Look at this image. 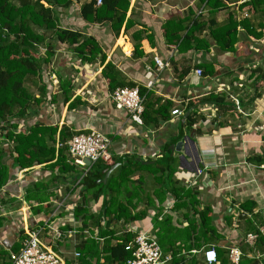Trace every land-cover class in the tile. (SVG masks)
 <instances>
[{
  "label": "crops",
  "instance_id": "0c3cea01",
  "mask_svg": "<svg viewBox=\"0 0 264 264\" xmlns=\"http://www.w3.org/2000/svg\"><path fill=\"white\" fill-rule=\"evenodd\" d=\"M90 1L73 0L69 6H55L56 23L93 38L101 52L92 62L82 61L69 44L54 41V56L44 71L43 83L45 97L51 100L58 95V101L40 108L31 120L66 125L77 132L98 130L112 140V159L104 161L107 165L122 161V165L134 169L137 162L143 167L138 166L128 185H116L113 191L109 185L97 187L85 192V199L76 188L84 176L82 164L76 163L78 174L65 173L58 181L53 180L46 164L18 171L15 179L0 190V264H12L10 251L22 246L27 230L39 227L44 229V241L59 251L65 262L77 264V245L92 239L104 243L110 235L101 237L100 226L107 225L116 237L144 231L172 257V251L178 249L176 258L185 256L178 264H205L203 251L212 245L227 250L223 257L229 264V247L238 245L243 251L249 245L245 234L249 225L244 221L249 218L257 224L260 220L243 211L241 203L256 202L254 212L264 217V0H222L225 6L216 13L210 12L208 0H130L119 31L111 21L92 22L83 17L81 7ZM230 16L239 23L238 41L232 49H223L210 36L209 20L215 18L222 25ZM185 18L204 21L207 27L196 36L211 43L209 48L198 49L193 42L191 47L180 49L167 42L164 24ZM128 21L130 28L126 30ZM136 44H140V55L135 54ZM45 51L41 48L40 53ZM156 57L164 62L161 70ZM108 63L116 70L118 81L145 92L147 118H157L159 125L152 120L139 124L127 111L114 106L105 74ZM207 66L212 74H196V69L205 70ZM186 68L189 71L182 73ZM64 82L73 92L67 103L60 97ZM209 95L220 96L221 104H201L200 100ZM73 100L77 103L69 108ZM192 101L198 102L189 107ZM175 109L182 113L174 115ZM190 116L197 117L192 124L188 122ZM24 126L21 124L20 129ZM181 136L186 137L184 154L170 149ZM167 162L172 166L170 178L160 181V172L154 174L148 165ZM206 165L211 166L198 177L197 170ZM120 166L112 171L107 183L113 181L110 176ZM115 174L120 175L119 171ZM41 181L46 188L36 190L27 200V188ZM181 188L194 197L183 194ZM80 203L96 215L104 207L102 220L90 218L85 224L76 219L74 209ZM207 206L212 210L217 235L201 236L198 213ZM242 213L247 218L240 219ZM52 228L64 231V239L69 238L62 251L61 242L53 239ZM69 251L72 256L66 254ZM258 253L249 252L248 257L258 258ZM221 261L218 256V264Z\"/></svg>",
  "mask_w": 264,
  "mask_h": 264
},
{
  "label": "trees",
  "instance_id": "16d2710c",
  "mask_svg": "<svg viewBox=\"0 0 264 264\" xmlns=\"http://www.w3.org/2000/svg\"><path fill=\"white\" fill-rule=\"evenodd\" d=\"M72 2L73 0H0V190L15 179L18 171L31 168L37 164H46L53 172L54 181L61 180L62 175L65 173L69 175L78 174L77 164L69 154L66 143L73 135L81 132L73 131L66 125L59 127L58 124L31 120L34 115L38 114L40 108L58 101V95L51 97V100L45 97L47 96V88L43 83L44 71L48 69L47 67L52 61L57 42L69 44L82 61L92 62L101 52V48L93 38H85L78 31L63 29L56 23L54 7L69 6ZM202 2L204 3L205 0H202ZM129 5L130 0H103L97 6V0H91L81 7V13L84 18L92 22L111 21L115 31H119L125 21ZM207 6L210 8V12L216 13L225 6V3L222 0H208ZM188 20L189 18H185L178 21H167L164 24V35L167 42L175 44L180 49L187 48L193 42L197 44L198 49L205 46L209 48L211 43L196 36L197 32H201L207 27L204 21L198 18L192 21ZM209 22L210 36L223 49H232L238 41L237 26L239 23L236 20L234 21L231 16L228 22L222 25H218L215 18H211ZM212 25H215V28H212ZM129 28L128 21L125 29ZM54 41L56 42L55 45ZM41 48L46 49L44 54L40 53ZM140 48V44H136L135 54H142ZM104 60V57H102L103 62ZM105 68L111 91L117 87L127 86L125 82L118 81L115 78L116 70L110 63ZM206 68L205 70L202 69L203 73L212 74V69L208 66ZM188 71L189 68H186L182 73ZM262 73V76H264V71ZM128 86L134 87L132 85ZM33 87L39 93V97H37V92L34 91ZM60 88L62 102L67 103L73 94L72 88L67 82H64ZM140 92L142 96L145 95L142 89H140ZM200 101L201 104L208 101L221 104L222 98L209 95ZM197 102L192 101L189 107ZM76 103L77 101L73 100L69 108ZM148 114L149 111L145 109L143 114L145 122L152 120L159 125L160 120L155 117L147 118ZM188 119L189 124H192L197 120V117L192 118L190 116ZM21 124H25L22 129H20ZM59 144L62 145L58 146ZM258 161L261 162L262 160L259 159ZM137 163L138 165L134 166L135 169L129 165H121L116 170L119 171L120 175H116L115 171L110 176V178L113 177L112 182L108 181L106 184L98 185L97 180L105 176L104 171L110 165H107L103 160L96 161L76 187L78 194L84 197L85 192L97 187L103 188L109 185V188L111 186L113 191L116 185L117 188L122 187L124 184L128 185L130 177L135 174L138 166L143 167L141 163ZM170 165V162H167L159 165L151 164L148 167L152 168L154 174L160 172L159 180L164 181L165 178H170L172 172V166ZM112 184L115 185L112 187ZM46 186L42 181L29 186L26 190V199L30 200L35 196L36 190H43ZM181 190L183 194L185 192V194L194 197V194L190 191H184V188H181ZM176 191H178L177 188ZM240 206L243 211L250 213L252 217H260L257 224H254L249 218L244 221L249 225V231L247 230L245 234L247 235L248 232L257 233L259 236L254 246L247 245L243 247L241 264H263L262 259L250 258L248 254L249 252L264 251V235L259 230L264 225V217L260 213L254 212L257 207V203L254 201H245ZM121 208L122 211H125V207ZM102 210L99 215L88 213L86 207L80 203L76 205L74 215L76 219L86 224L90 218L95 219L94 221H97V219L102 220L104 207ZM108 214L109 207H107L105 214L107 218ZM198 215L203 228L201 236L208 233L217 235L216 227L212 222L213 213L211 208L209 206L203 208ZM119 216L120 214L117 218ZM128 217L131 219L137 218V216ZM107 218H105V223L109 222ZM228 222L231 224L232 218H229ZM104 228L100 226L99 235L103 238L110 235V238L104 243L92 239L77 245V250L80 253L77 257V264H127V261L132 257V252L127 250L126 246L134 236L127 233L116 237L108 228ZM113 240L114 243H112ZM192 247L188 246L189 249ZM216 250L217 254L219 253V258H222V264H226V257H223V254L227 250L217 248ZM172 252L174 253L172 260L167 264H178L184 260V254L180 258H176L178 249H174ZM73 262L66 261L65 264H75Z\"/></svg>",
  "mask_w": 264,
  "mask_h": 264
},
{
  "label": "built area",
  "instance_id": "2783aa9c",
  "mask_svg": "<svg viewBox=\"0 0 264 264\" xmlns=\"http://www.w3.org/2000/svg\"><path fill=\"white\" fill-rule=\"evenodd\" d=\"M102 2L103 0H97L99 5ZM155 61L159 66L158 69L161 70L164 67V62L157 57ZM195 72L198 76L203 74L202 69H196ZM109 98L117 109L127 111L133 121L139 124L144 123L145 97L141 95L138 87H117L110 92ZM172 113L176 115L182 112L179 109H175ZM60 145L62 144L58 146ZM66 145L68 146L69 154L75 162L86 167L84 175L96 161L110 162L112 159L110 153L112 140L98 130H88L75 134L67 141ZM86 159L90 160V165L85 163ZM209 166L206 165L203 168H199L197 176L203 175ZM261 167L264 168V164ZM43 230V228L39 227L26 231V237L23 238L20 249L18 251H10L12 264H65L64 257L51 244H47L44 241ZM259 230L264 235V225ZM52 232L53 239L56 241H61L66 236L64 231L56 228H52ZM258 236L259 234L257 233H248L246 242L250 246H254ZM126 249L132 252V257L127 261V264H166L172 260L170 254L164 253L158 240L144 231L136 232ZM228 251L230 264H241L243 256L241 248L238 245H233L228 248ZM79 255L80 253L77 252L76 257ZM258 258H264V251L258 253ZM203 261L205 264H218V254L214 245L203 251Z\"/></svg>",
  "mask_w": 264,
  "mask_h": 264
},
{
  "label": "water",
  "instance_id": "95a60500",
  "mask_svg": "<svg viewBox=\"0 0 264 264\" xmlns=\"http://www.w3.org/2000/svg\"><path fill=\"white\" fill-rule=\"evenodd\" d=\"M185 140H186V137H182L181 136L180 139H179V141H178V143H173L171 145L170 149L173 152L176 150V151H179L182 154H184L185 151H184V146L183 145H185L184 144L185 143ZM85 162H86L87 165H90L91 164L89 159H86ZM144 163H153V161H147V162L145 161ZM122 164H123V162L120 161V162H116V163L110 165L104 171V174H105L104 179H102V180L99 179L97 183H100V182H103L104 184L107 183L108 177L112 173V171H114L119 165H122ZM245 218H247V214H245V213L240 214V219H245ZM262 263L264 264V258L262 259Z\"/></svg>",
  "mask_w": 264,
  "mask_h": 264
},
{
  "label": "rangeland",
  "instance_id": "374dc122",
  "mask_svg": "<svg viewBox=\"0 0 264 264\" xmlns=\"http://www.w3.org/2000/svg\"><path fill=\"white\" fill-rule=\"evenodd\" d=\"M34 88V87H33ZM34 91L35 92H37V90L34 88ZM67 240H69V238L68 239H63V240H61L60 242V246H61V248L59 249L60 251H62V250H64L63 248H64V246H65V244H64V242H67ZM58 253H60L59 251H57ZM61 254V253H60ZM66 254L67 255H69V256H72V253L69 251V252H66ZM74 254V253H73Z\"/></svg>",
  "mask_w": 264,
  "mask_h": 264
}]
</instances>
